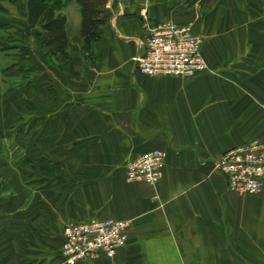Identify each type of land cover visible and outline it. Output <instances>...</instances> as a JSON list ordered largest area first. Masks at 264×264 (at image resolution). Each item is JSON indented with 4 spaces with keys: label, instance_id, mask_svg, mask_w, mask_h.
<instances>
[{
    "label": "crops",
    "instance_id": "0c3cea01",
    "mask_svg": "<svg viewBox=\"0 0 264 264\" xmlns=\"http://www.w3.org/2000/svg\"><path fill=\"white\" fill-rule=\"evenodd\" d=\"M75 1L64 6L66 57L52 62L32 40L25 0H0L25 25L15 36L21 53L0 50V140L33 127L26 96L35 144L48 149V172H34L35 226L23 230L53 251L35 259L66 264L64 224L114 218L128 222L125 245L77 264H264V186L230 191L214 165L229 148L264 141V0H107L100 39L86 48ZM142 12L190 23L207 69L140 73L132 58L144 50ZM155 148L165 151L156 183L127 181L126 162Z\"/></svg>",
    "mask_w": 264,
    "mask_h": 264
},
{
    "label": "built area",
    "instance_id": "2783aa9c",
    "mask_svg": "<svg viewBox=\"0 0 264 264\" xmlns=\"http://www.w3.org/2000/svg\"><path fill=\"white\" fill-rule=\"evenodd\" d=\"M145 30L144 50L133 56L142 74L191 76L207 69L201 54L202 36L194 34L190 23L174 20L151 21L141 13ZM264 109V102L262 103ZM165 151H144L125 164L127 181L154 185L162 174ZM226 180L227 189L240 194H256L264 186V141L252 140L225 150L214 162ZM126 220L90 218L64 224L61 255L66 264H77L103 255L112 258L127 240Z\"/></svg>",
    "mask_w": 264,
    "mask_h": 264
},
{
    "label": "rangeland",
    "instance_id": "374dc122",
    "mask_svg": "<svg viewBox=\"0 0 264 264\" xmlns=\"http://www.w3.org/2000/svg\"><path fill=\"white\" fill-rule=\"evenodd\" d=\"M76 2V1H75ZM77 3V2H76ZM107 0L100 3V7H106ZM2 6V5H1ZM98 6V7H99ZM15 7V6H14ZM13 13L19 15L20 8ZM65 7L54 11L55 15H64L67 11ZM12 13V14H13ZM0 11V16L8 21L9 25L6 30L3 31L0 37V45L3 47L9 46V54L18 55L21 53V40H17L15 36H21L19 31L22 30L20 24L16 25L15 21L10 19L11 16ZM106 18L102 19L100 24H97V31L99 34L100 28L105 24ZM45 23L44 17L39 16L35 18V25H42ZM48 33L45 36L32 37V40L42 47L44 56L47 60L52 62L62 61L66 57V53L63 51V47L68 44L69 38L67 30L62 31L58 29V25L50 24L47 28ZM59 31L63 36L61 40L52 41L49 37L54 34H58ZM31 32V29H30ZM79 34L83 39V47H90L100 39L99 37H91L87 41L82 32V18L80 21ZM23 36V45H27V37ZM16 46V47H14ZM24 56V53H22ZM26 55V54H25ZM31 58H34L33 53H28ZM30 58V59H31ZM26 64L23 69L27 73L26 68L28 66H34ZM28 70V69H27ZM28 75V74H27ZM35 75V74H34ZM32 98V96H29ZM25 104L27 109L24 112L25 117L30 118L31 128L30 131L19 133H11L8 137L0 140V156L5 160V163L0 165V264H39V261L35 259V254H39L40 251L47 253L52 252V247H40L35 246V235L27 236L23 230V226L27 225L35 226V167L39 168L43 172H48V165L44 158L47 156V148L41 147L39 141L35 144V103H32L28 97L25 96ZM29 106V108H28ZM43 156V157H42ZM41 162L39 164L38 162ZM24 171V172H23ZM24 174H23V173ZM33 173V174H32ZM29 174V175H27ZM22 230L23 237L22 238ZM17 238V245H11L10 240ZM46 248V249H45ZM15 253L22 254L23 260L16 261ZM5 257L7 259L5 260ZM18 260V259H17Z\"/></svg>",
    "mask_w": 264,
    "mask_h": 264
},
{
    "label": "trees",
    "instance_id": "16d2710c",
    "mask_svg": "<svg viewBox=\"0 0 264 264\" xmlns=\"http://www.w3.org/2000/svg\"><path fill=\"white\" fill-rule=\"evenodd\" d=\"M11 2L17 4L19 0H10ZM80 7V13L82 18V32L87 41L89 38L95 36L96 38L99 37L97 29V24L102 22V19L106 18V9L100 7L99 4L105 2L106 0H76ZM66 4V0H25V14L26 20L29 23L31 29V35L33 37L37 36H45L48 33L47 28L50 24L58 25V29L61 31L65 29V16L64 15H55L54 11L64 7ZM99 6V7H98ZM0 11L4 14H8L9 10L0 6ZM42 16L44 17L45 23L39 25L40 30H35V18ZM16 22V25L20 24V27L24 29L25 25L24 22L20 19H16L12 17L10 19ZM14 23V22H13ZM13 23L9 24L8 21L4 18V16H0V27L1 28H8L9 25H13ZM61 32L59 31L58 34L51 35L49 38L54 40H61L62 39ZM9 46L3 47L0 45L1 49H7Z\"/></svg>",
    "mask_w": 264,
    "mask_h": 264
}]
</instances>
